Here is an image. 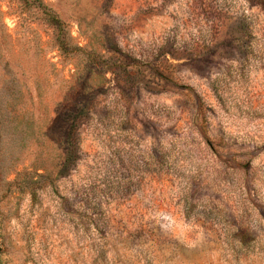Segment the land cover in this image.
Returning <instances> with one entry per match:
<instances>
[{
  "label": "rangeland",
  "instance_id": "rangeland-1",
  "mask_svg": "<svg viewBox=\"0 0 264 264\" xmlns=\"http://www.w3.org/2000/svg\"><path fill=\"white\" fill-rule=\"evenodd\" d=\"M0 264H264V0H0Z\"/></svg>",
  "mask_w": 264,
  "mask_h": 264
},
{
  "label": "trees",
  "instance_id": "trees-1",
  "mask_svg": "<svg viewBox=\"0 0 264 264\" xmlns=\"http://www.w3.org/2000/svg\"><path fill=\"white\" fill-rule=\"evenodd\" d=\"M68 137H69L68 139H69L70 141L74 142V144L76 145L77 140H78V132H77L76 126H74V127L72 128V130L70 131ZM75 153H78V149H77V148H75V149L72 150V151L70 150L69 152H66V159L68 160V159H70V158L75 157Z\"/></svg>",
  "mask_w": 264,
  "mask_h": 264
}]
</instances>
